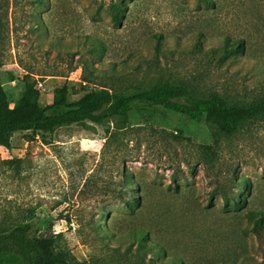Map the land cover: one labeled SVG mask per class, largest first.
Segmentation results:
<instances>
[{"label": "rangeland", "instance_id": "obj_1", "mask_svg": "<svg viewBox=\"0 0 264 264\" xmlns=\"http://www.w3.org/2000/svg\"><path fill=\"white\" fill-rule=\"evenodd\" d=\"M0 18L12 105L27 78L44 104L64 84L70 101L162 82L190 98L264 97V0H0ZM144 108L0 145V230L51 228L71 264H264L248 216L264 211V117L227 136Z\"/></svg>", "mask_w": 264, "mask_h": 264}, {"label": "trees", "instance_id": "obj_2", "mask_svg": "<svg viewBox=\"0 0 264 264\" xmlns=\"http://www.w3.org/2000/svg\"><path fill=\"white\" fill-rule=\"evenodd\" d=\"M3 30L0 18V39ZM236 47L242 49L239 45ZM187 95L184 86L162 82L125 92L92 89L70 101L69 88L64 84L54 89L52 102L44 104L36 82L27 78L23 94L13 105L0 86V145L11 147L12 137L19 131L52 133L59 127L87 121L108 125L118 116L128 118L133 111V103L137 101L149 107L142 113L148 120L158 113L181 114L195 122L214 124L227 136L254 119L264 117V97L250 103H232L217 94L200 98ZM248 216L253 220V231L260 237L264 236V211L251 210ZM205 260V264L208 261L210 264H233L227 260L213 262L209 257ZM71 261L68 255L57 249V238L51 228L41 230L32 222H22L10 230H0L1 264H71ZM182 262L180 258L175 264ZM188 263L195 264L192 260Z\"/></svg>", "mask_w": 264, "mask_h": 264}]
</instances>
